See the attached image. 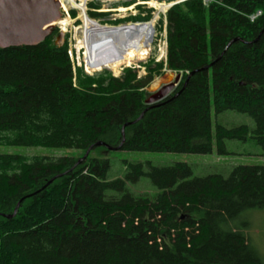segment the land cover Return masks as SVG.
Segmentation results:
<instances>
[{"label":"trees","instance_id":"trees-1","mask_svg":"<svg viewBox=\"0 0 264 264\" xmlns=\"http://www.w3.org/2000/svg\"><path fill=\"white\" fill-rule=\"evenodd\" d=\"M141 11L132 17L147 20L153 8ZM165 18L166 60L147 63L139 78L130 67L117 77H82L67 39L54 43L56 27L37 44L0 47V144L81 154L0 152V264H264L246 228L232 223L264 207V164L193 176L182 161H124L122 176L110 178L108 158L88 154L77 163L97 141L197 154L215 144L228 154L227 139L251 133L264 146V0H184ZM164 65L180 81L145 103L144 87ZM211 107L245 113L254 125L216 122L212 133ZM143 175L155 193L130 191Z\"/></svg>","mask_w":264,"mask_h":264},{"label":"rangeland","instance_id":"rangeland-1","mask_svg":"<svg viewBox=\"0 0 264 264\" xmlns=\"http://www.w3.org/2000/svg\"><path fill=\"white\" fill-rule=\"evenodd\" d=\"M131 1L129 4L124 2ZM150 0H102V4H106L109 7L118 8V7H129V9L115 11L114 15H129L133 13H139L138 10L143 8L152 7L148 4ZM159 2L171 3L177 0H157ZM180 2V1H179ZM99 4V3H98ZM101 4V3H100ZM141 6V7H140ZM146 6V7H142ZM106 7V6H104ZM151 11V18H153L155 13V8ZM74 9V8H73ZM74 19L77 18L78 10L74 9ZM66 15L63 14L61 16ZM163 15L162 12L158 14ZM133 15L127 16L124 19L117 20V26L119 24L135 23L141 21L132 17ZM93 18V17H92ZM150 18V19H151ZM150 19L144 20L148 21ZM155 22L153 27V37L150 45V50L144 59L138 61L136 64L122 66L120 71L117 74H114L111 70L104 68L98 71L89 72L83 61L82 53L83 49L76 48V37L74 35V26L80 24V20H77L73 23L71 27H68L65 30L67 35V54L71 62L72 68L75 72L77 68L81 70L82 77L84 76H98L99 74L119 76L124 68L130 67L136 70L137 78L143 77L147 74L146 66L147 63L153 62H165L166 59V48L165 55H162L163 44H166V26L163 21ZM115 23V24H116ZM101 24H109L102 20ZM56 27L58 30H54ZM52 31L54 30L53 39L58 35L60 29L58 24H55L51 27ZM168 69L164 67L160 72L153 73L151 81L147 86L144 87L146 92V97L149 98L152 94L161 90L164 85L169 84L170 82L175 81V76L178 72L167 71ZM211 119H212V133L215 131V123L220 122L226 126H233L236 124H247L250 127H253V119L245 114L239 113L233 110H227L219 114H215L213 108L211 107ZM226 146L229 150L228 154H219L215 144L213 145L212 151L205 154L197 153H184V152H152V151H136V150H122V149H106L104 147H97L92 149L89 153V157H98V158H108L110 161V167L108 170V177L122 176L125 170L124 161H145L151 160L153 163L158 165L169 164L174 161H182L187 163L192 169L193 176H201L207 173H222L227 175L229 170L233 165L236 164H264V146L262 143H258L255 137L251 136V133L248 135L246 140H235L227 139ZM0 152L2 153H16L26 156L33 155H75L79 156L80 151H77L73 148H50L45 146H20V145H7L0 144ZM129 189L135 194L147 193L153 194L157 189L151 184L149 178L145 175L141 176L137 182L130 183ZM232 223L236 226L246 228V233L249 235L252 245L256 248L260 256L264 258V207L249 209L242 212L237 218L232 220Z\"/></svg>","mask_w":264,"mask_h":264},{"label":"bare ground","instance_id":"bare-ground-1","mask_svg":"<svg viewBox=\"0 0 264 264\" xmlns=\"http://www.w3.org/2000/svg\"><path fill=\"white\" fill-rule=\"evenodd\" d=\"M62 8H78L77 18L67 14L61 16L55 23L60 29L66 30L73 23L80 20L78 26H74L76 48L83 49L81 60L89 72L104 68L117 74L122 66L136 64L147 57L153 37V27L158 19L159 12H164L169 5L166 2L150 0L149 5L155 8L153 18L145 23H127L118 26L100 24L97 20L86 14V0H59ZM121 10H124L123 7ZM72 28V27H71ZM162 55H165V44L162 47Z\"/></svg>","mask_w":264,"mask_h":264},{"label":"water","instance_id":"water-1","mask_svg":"<svg viewBox=\"0 0 264 264\" xmlns=\"http://www.w3.org/2000/svg\"><path fill=\"white\" fill-rule=\"evenodd\" d=\"M63 13L64 9L59 0H0V47L39 43L49 34L51 27L56 24L55 22L61 18ZM64 34L65 31L59 29L54 40L57 46L63 44ZM180 78L181 73H177L174 82L164 85L160 91L147 98L145 103H154L167 96L176 87ZM128 123L130 122L125 123L124 126ZM99 145H104L107 149L113 150L119 148V146L112 147L97 141L85 150L77 163L86 159L90 150ZM20 201H18L12 214L6 215L7 217L15 215Z\"/></svg>","mask_w":264,"mask_h":264},{"label":"built area","instance_id":"built-area-1","mask_svg":"<svg viewBox=\"0 0 264 264\" xmlns=\"http://www.w3.org/2000/svg\"><path fill=\"white\" fill-rule=\"evenodd\" d=\"M77 1L79 2V0H77ZM179 1H183V0H177V1L172 2V3L174 4V3H177ZM212 1H214V0H202V3L204 5H207L208 3L212 2ZM91 2H93L94 4H96L97 6L99 5V6L98 7L97 6L96 7H89L90 6L89 3H91ZM97 3H99V4H97ZM102 3H103L102 0H86L85 1V7H86V10L85 11H86V14H87L88 11L108 12V14L105 15V16H100L99 18H95V20H97L100 24H101L102 20H110L111 21V20H115L116 18H125L127 16L135 15V14L138 13L137 12V13H133V14H129V15H122V16L121 15H118V14L117 15H114L115 14V11H119V9H121L122 7L113 8V7H109L108 5L102 4ZM104 6H106V7H104ZM170 6H171V3H169V6L168 7H170ZM73 8L79 11L78 8L69 7L67 10H65V13L68 16H70L69 11L72 10ZM123 9H129V7H123ZM142 14H145V12H143ZM260 14H261V10L258 9L255 12H253L252 14H250L249 15V18H250V20H254ZM158 18H159V16H158ZM135 23H140V22L137 21ZM156 23H157V20H156ZM105 25H107V24H105Z\"/></svg>","mask_w":264,"mask_h":264},{"label":"flooded vegetation","instance_id":"flooded-vegetation-1","mask_svg":"<svg viewBox=\"0 0 264 264\" xmlns=\"http://www.w3.org/2000/svg\"><path fill=\"white\" fill-rule=\"evenodd\" d=\"M52 32V29L50 30V32L49 33H51ZM67 39V35L66 34H64V41ZM64 41H63V43H64ZM63 45V44H62Z\"/></svg>","mask_w":264,"mask_h":264}]
</instances>
